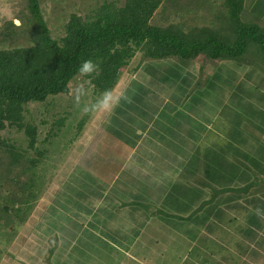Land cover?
<instances>
[{
	"label": "crops",
	"instance_id": "obj_1",
	"mask_svg": "<svg viewBox=\"0 0 264 264\" xmlns=\"http://www.w3.org/2000/svg\"><path fill=\"white\" fill-rule=\"evenodd\" d=\"M227 70L207 68L210 76ZM240 70L232 91L234 82L219 84L204 105L173 99L174 89L193 86L200 71L184 78L173 70L182 85L180 78L169 86V79L151 77L143 107L133 98L107 117L97 113L60 152L62 163L0 264H264V84L250 68L232 69ZM221 101L243 107L249 122L233 109L225 123ZM220 140L246 160L236 166L245 171L236 186H218ZM209 241L215 251L207 254Z\"/></svg>",
	"mask_w": 264,
	"mask_h": 264
},
{
	"label": "trees",
	"instance_id": "obj_2",
	"mask_svg": "<svg viewBox=\"0 0 264 264\" xmlns=\"http://www.w3.org/2000/svg\"><path fill=\"white\" fill-rule=\"evenodd\" d=\"M10 1L11 17L0 14V258L62 163L60 152L97 114L78 109L106 89L125 86L146 63L199 56L264 77V0ZM88 59L100 71L86 78L78 106L69 89L85 79L78 69ZM66 95L69 108L52 111V99Z\"/></svg>",
	"mask_w": 264,
	"mask_h": 264
},
{
	"label": "rangeland",
	"instance_id": "obj_3",
	"mask_svg": "<svg viewBox=\"0 0 264 264\" xmlns=\"http://www.w3.org/2000/svg\"><path fill=\"white\" fill-rule=\"evenodd\" d=\"M4 13L6 16L11 17V10L7 7L4 9L0 10V14ZM200 58L195 57L194 60H192L191 62L188 61H184V62H174V61H161L158 63H153V64H144L142 65L139 70L132 74L131 76H134V79L127 81L125 88L123 89L124 92H126V94H124L121 99L122 100H132L133 98H135L137 105L141 108L144 106L143 102L144 101H149L148 99V95H149V91L144 89L143 85L144 83H146L147 81L149 82L150 80H147L149 78H153V79H157L158 82H161V79H169V86L174 84L175 81H173L176 78H180L179 81L177 82L178 85L179 83L182 85L183 84V78L180 76L178 77L179 74L182 73V76L184 78H189V76L186 74V72H192L195 69H198L200 71V75L197 78V82L191 86L190 88L185 87L184 85L181 86V88L179 89V92L176 91V89H174V97L173 99H175L177 102H180V105L182 106H186L187 103H191V102H200V104H206L205 102L209 103L212 99H215V96L217 95V93H220L219 91V84H225L226 86L230 83V82H234L233 80L237 78V75L239 73V77L237 78V80L239 78L242 77V74L240 73L243 70V74H247V69H242L240 71H232V69L235 67H239L237 65L232 64L231 62H221L218 65L215 63H211L208 62L207 60L203 59V57L199 56ZM210 63V64H209ZM137 65V61L134 60L132 63V67ZM211 65L212 68H219V67H224V69H228L227 72H218L216 76H210L209 72L207 71L208 66ZM222 65V66H221ZM246 68V67H245ZM173 70L177 71L178 75H174L173 74ZM225 71V70H224ZM261 77H263L262 75H257L255 77V80H257L258 83L264 84V77L261 79ZM146 80V81H145ZM236 80V81H237ZM236 81L234 82L233 86L229 89V91L233 90V87L236 83ZM120 85H123L121 82L119 83ZM75 84L71 85V88H74ZM122 90V92H123ZM153 92H156V90L152 89ZM116 93V92H115ZM121 93V91L119 92ZM189 94V95H188ZM72 100V96L66 95V96H62V97H55L54 99H52V101H54L53 103V107H52V111L56 112V113H60L63 112L64 110H66L67 108H69L70 106V101ZM50 101V100H48ZM37 105L38 104H32L31 105V111L34 114L35 109H37ZM39 106V105H38ZM216 108L220 111H223L222 113H219V117L221 120L227 121V117L226 114L227 112L230 111V113H232L234 107H230V105L225 107L224 101H221ZM241 109L239 111H237L236 109H234V113H239V119H241L242 121L248 123L249 120L246 119V115H247V111L243 108L240 107ZM180 109L183 110L182 107H180ZM51 111V112H52ZM216 111V110H215ZM84 112L83 111V107H81L80 109H78V112L76 113L77 116H81L83 115ZM89 113V112H88ZM212 113V111L210 109H207L206 113L204 115H210ZM102 114H98L97 116H100ZM110 113H107L105 117L109 116ZM112 115H116L115 113H113ZM229 115V114H227ZM232 114L229 115V117H231ZM103 117V116H102ZM221 122V121H219ZM231 128H234L232 125H230ZM225 127L228 128V124H225ZM253 128V126L251 124L246 126V129ZM257 137H261L259 135H256ZM210 140V139H208ZM221 141V140H220ZM222 142V141H221ZM224 143L228 146H224L223 142H222V148H221V152L224 154V161H223V165H221L223 168L221 172V177H219V185L223 184V187L225 185L228 186H236V184L239 181V178L241 176H239L240 173H245V171L242 172H236V166L238 168V170L242 169L244 167V164L241 162H246L245 158H243L242 156H236L234 154L231 155L232 151L230 149V146L225 142ZM228 156L230 157L229 159H226L225 157ZM238 158V160L236 159ZM222 186V185H221ZM226 195V194H225ZM238 219L237 221H234L233 225L236 223V225H238ZM213 226V225H212ZM219 236V235H218ZM214 238V236H213ZM215 251V244L211 243L210 241L208 242V246H207V254L212 253ZM3 257V256H2ZM2 257L0 259H2Z\"/></svg>",
	"mask_w": 264,
	"mask_h": 264
},
{
	"label": "clouds",
	"instance_id": "obj_4",
	"mask_svg": "<svg viewBox=\"0 0 264 264\" xmlns=\"http://www.w3.org/2000/svg\"><path fill=\"white\" fill-rule=\"evenodd\" d=\"M100 71V65L88 59L81 63L78 69V75L83 79L77 83L74 88L69 89V93L73 95L75 103L79 106L81 100L87 95V77L97 74ZM122 95L115 93L114 89H106L100 94L94 103L91 105L85 104L83 111L88 113H111L119 105Z\"/></svg>",
	"mask_w": 264,
	"mask_h": 264
},
{
	"label": "bare ground",
	"instance_id": "obj_5",
	"mask_svg": "<svg viewBox=\"0 0 264 264\" xmlns=\"http://www.w3.org/2000/svg\"><path fill=\"white\" fill-rule=\"evenodd\" d=\"M18 23V22H17Z\"/></svg>",
	"mask_w": 264,
	"mask_h": 264
}]
</instances>
